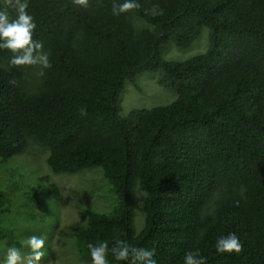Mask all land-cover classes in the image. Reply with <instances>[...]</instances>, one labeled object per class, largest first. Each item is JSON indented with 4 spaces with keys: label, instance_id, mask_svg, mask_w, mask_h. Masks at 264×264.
Returning <instances> with one entry per match:
<instances>
[{
    "label": "trees",
    "instance_id": "16d2710c",
    "mask_svg": "<svg viewBox=\"0 0 264 264\" xmlns=\"http://www.w3.org/2000/svg\"><path fill=\"white\" fill-rule=\"evenodd\" d=\"M123 2L28 0L50 69L13 67L0 49V164L13 171L14 189L0 182L3 252L27 256L29 237L50 243L60 226V188L17 161L35 148L52 175L98 168L116 195L108 214L86 209L68 227L84 264L88 245L105 241L108 264H130L112 256L116 241L155 248L157 264H184L196 251L206 264H264V0H138L140 9L113 15ZM153 4L164 15L145 14ZM202 32L204 53L169 56ZM141 72L158 74L175 99L120 117L124 84L137 94ZM230 233L243 250L217 253V239Z\"/></svg>",
    "mask_w": 264,
    "mask_h": 264
},
{
    "label": "rangeland",
    "instance_id": "374dc122",
    "mask_svg": "<svg viewBox=\"0 0 264 264\" xmlns=\"http://www.w3.org/2000/svg\"><path fill=\"white\" fill-rule=\"evenodd\" d=\"M206 48L207 33L202 32L200 38L189 48L177 49L171 47L172 50L176 51H170L169 56L177 58L176 61H183L194 55L204 53ZM165 58L171 60L168 55H165ZM138 79L139 91L137 94H135L131 88L127 90V85H130L128 81L124 84L123 91L118 98L121 107L119 112L120 117L126 116L135 108L149 109L155 106L170 104L174 101L175 93L169 89L170 92L167 91V88L158 83V74L155 75L141 72L137 74V80ZM28 150L29 149H27L26 152H28ZM24 159L31 160L33 165L22 163L25 162ZM17 161L19 163L21 162L19 166L25 169L22 172L29 173L28 175L33 174L34 177H38L41 173L50 175L61 191V201L59 203L60 226L50 243L48 242V239L45 238L46 236H39L45 240L43 248L44 257L40 261V264H84L86 259L78 253L74 236L69 231L68 227L78 219L79 221H82L83 218L81 212H85L86 209L108 214L117 204L116 195L110 190L109 185L103 179L101 170L98 168H90L72 175H52L46 166L44 154L35 148H31L28 154L19 156ZM1 164L0 182H7L6 188L7 193H9L14 190L12 181H10L13 171H11V168L7 167V165ZM20 167H17L16 169H14V167L13 169L14 171H20ZM31 167H33L34 173L29 172ZM135 192L137 194V202L135 207L134 229L136 233H139L143 228L144 218L141 205L142 193L139 190H136ZM9 198L15 199V196L9 194ZM51 219L53 220L52 216ZM0 252H3L1 245ZM5 254L7 255L6 252L2 254L4 257L2 258V261L0 260V264H2L3 260L6 258ZM87 264H91L90 259Z\"/></svg>",
    "mask_w": 264,
    "mask_h": 264
},
{
    "label": "clouds",
    "instance_id": "9594fccd",
    "mask_svg": "<svg viewBox=\"0 0 264 264\" xmlns=\"http://www.w3.org/2000/svg\"><path fill=\"white\" fill-rule=\"evenodd\" d=\"M72 3L87 8L89 0H72ZM3 9L0 10V49L11 52L9 64L13 67L40 66L42 69H50V53L43 51V43L33 40V32L36 29L33 16L29 15L28 0H3ZM138 0H124L121 4L114 3L113 15L119 16L133 10L140 9ZM9 9L16 13L14 19H10ZM145 14L152 16L164 15V10L159 4H153L150 9H145ZM43 72H41V75ZM45 240L42 237L31 236L25 242V247L30 254L23 256L16 247H10L2 264H40L44 257ZM91 264H108V243L101 242L97 245L89 244ZM215 248L217 253H237L243 250V245L235 233H230L217 239ZM112 256L117 261H129L130 264H157L154 259L155 248H137L124 241H116L110 249ZM184 264H206V258L199 251L187 252Z\"/></svg>",
    "mask_w": 264,
    "mask_h": 264
}]
</instances>
